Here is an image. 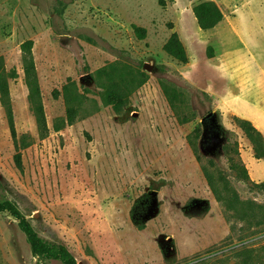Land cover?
I'll return each mask as SVG.
<instances>
[{"label": "rangeland", "instance_id": "1", "mask_svg": "<svg viewBox=\"0 0 264 264\" xmlns=\"http://www.w3.org/2000/svg\"><path fill=\"white\" fill-rule=\"evenodd\" d=\"M202 1L0 0V67L16 73L11 105L18 137L26 135L19 169L0 100V200L42 239L67 245L78 264H264L256 223L264 189L253 185L264 182V157L236 120L251 121L264 138V0H212L224 18L209 30L193 12ZM133 25L146 29L144 39ZM173 32L187 63L164 50ZM28 39L45 136L25 81ZM162 81L181 91L178 112L189 121H179ZM109 90L115 106L105 101ZM204 166L245 215L216 198ZM0 264L63 262L35 256L4 212Z\"/></svg>", "mask_w": 264, "mask_h": 264}, {"label": "trees", "instance_id": "2", "mask_svg": "<svg viewBox=\"0 0 264 264\" xmlns=\"http://www.w3.org/2000/svg\"><path fill=\"white\" fill-rule=\"evenodd\" d=\"M168 1L173 0H159V4L161 6H166ZM193 12L195 18L197 19L198 25L203 30H209L216 27L224 18V14L219 6L212 0L202 1L194 6ZM134 32L136 36L140 39H144L146 36V29L137 25H133ZM33 46L34 41L31 39L25 40L21 44L22 56H23V64H24V73H25V81L29 89V101L31 103L32 110L35 114L39 133L41 136H45V132L47 131V122L44 112V107L41 100V89L39 85V79L37 74V68L35 65L34 57H33ZM164 50L173 58L178 60L181 63H187L189 60L187 49L182 42L179 34L177 32H173L169 37L167 42L164 45ZM16 73L7 72L4 67H0V100L4 109L6 111L9 127L11 130V134L14 140V145L16 148V153L14 155V160L16 166L19 169L23 168L22 163V152L21 150V141L24 140L26 135L21 138L18 137V133L15 127V116L14 111L11 105L10 98V90H9V77L14 78ZM162 89L172 107L174 112L178 115V119L181 123H185L190 119L186 116H181L178 112L181 107V99L178 87L174 84L169 83L167 81H162ZM105 101L107 104L114 105L118 101V95L116 92L109 90L107 92V96L105 97ZM239 127L244 131V133L250 138L254 145V149L256 151V156L258 158L264 157V138L262 133L256 128L253 123L247 119L236 118ZM73 121V117L69 116V122ZM236 154L238 155V149L235 144L233 147ZM230 169L234 171H238L242 178L245 181H249V175L246 167L244 165L239 164V162L235 159H230ZM205 176L208 180L209 185L212 188L213 193L216 198L224 203L229 210H232L237 217L245 215L244 211L237 206V198L228 197L219 186V182L216 176L208 169L207 167H203ZM221 178V177H219ZM1 185V184H0ZM253 185L257 188L264 189V182L253 183ZM260 209H263V205L258 206ZM8 212L14 218L17 219L18 225L20 229L25 233L27 242L32 248V252L35 256L44 259H58L63 262V264H78L75 255L70 251L67 245L63 243H49L42 239L34 226L31 224L30 220L23 214L20 213L18 208L12 203L8 201L0 200V213ZM264 215V213H263ZM257 225H262L261 231H264V219H259L256 221Z\"/></svg>", "mask_w": 264, "mask_h": 264}, {"label": "water", "instance_id": "3", "mask_svg": "<svg viewBox=\"0 0 264 264\" xmlns=\"http://www.w3.org/2000/svg\"><path fill=\"white\" fill-rule=\"evenodd\" d=\"M146 66H148V64H146ZM212 114H213V113H210L209 115L206 116V118H207V117H210Z\"/></svg>", "mask_w": 264, "mask_h": 264}]
</instances>
